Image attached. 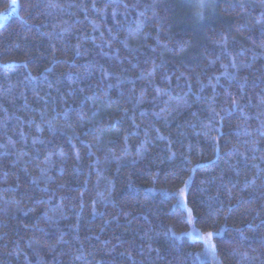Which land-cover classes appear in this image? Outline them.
Instances as JSON below:
<instances>
[{
  "label": "trees",
  "instance_id": "obj_1",
  "mask_svg": "<svg viewBox=\"0 0 264 264\" xmlns=\"http://www.w3.org/2000/svg\"><path fill=\"white\" fill-rule=\"evenodd\" d=\"M0 264H264V0H0Z\"/></svg>",
  "mask_w": 264,
  "mask_h": 264
}]
</instances>
